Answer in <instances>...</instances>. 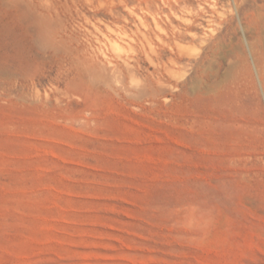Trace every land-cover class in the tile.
I'll list each match as a JSON object with an SVG mask.
<instances>
[{"label":"rangeland","instance_id":"obj_1","mask_svg":"<svg viewBox=\"0 0 264 264\" xmlns=\"http://www.w3.org/2000/svg\"><path fill=\"white\" fill-rule=\"evenodd\" d=\"M0 264H264V0H0Z\"/></svg>","mask_w":264,"mask_h":264},{"label":"bare ground","instance_id":"obj_2","mask_svg":"<svg viewBox=\"0 0 264 264\" xmlns=\"http://www.w3.org/2000/svg\"><path fill=\"white\" fill-rule=\"evenodd\" d=\"M131 1V0H130ZM236 1V0H235ZM140 2V1H139ZM219 34V33H218ZM176 39V38H175ZM213 39V38H212ZM218 42V41H217ZM210 45V44H209ZM208 45V46H209ZM216 46V45H215ZM207 46H205V48H206ZM180 51V50H179ZM204 52V51H203ZM158 53V52H157ZM153 54V53H152ZM136 63V62H135ZM125 68V67H124ZM115 70V69H114ZM117 71V70H116Z\"/></svg>","mask_w":264,"mask_h":264}]
</instances>
